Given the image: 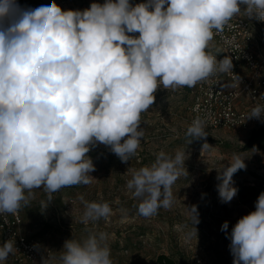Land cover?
Instances as JSON below:
<instances>
[{
  "label": "clouds",
  "instance_id": "9594fccd",
  "mask_svg": "<svg viewBox=\"0 0 264 264\" xmlns=\"http://www.w3.org/2000/svg\"><path fill=\"white\" fill-rule=\"evenodd\" d=\"M242 10L264 21V0H104L84 10H64L55 0L36 8L0 0V214L27 206L34 189L46 193L40 202L46 208L60 189L90 184L95 166L87 154L99 144L127 162L144 136L141 114L161 86L192 88L232 71L231 57L218 61L209 48L214 31ZM253 118L264 122V106L252 109L247 119ZM186 136L189 144L206 138L205 121L194 118ZM185 155L160 151L133 172L126 187L140 201L139 215L172 207L171 186L186 170ZM245 168L234 154L218 171L222 203L237 195L232 178ZM80 199L82 223L111 214L107 202ZM189 211L198 224L196 206ZM107 238L100 232L65 240L61 264H113ZM228 238L233 264H264V192ZM16 251L6 240L0 261Z\"/></svg>",
  "mask_w": 264,
  "mask_h": 264
},
{
  "label": "rangeland",
  "instance_id": "374dc122",
  "mask_svg": "<svg viewBox=\"0 0 264 264\" xmlns=\"http://www.w3.org/2000/svg\"><path fill=\"white\" fill-rule=\"evenodd\" d=\"M64 10H84L91 3L104 0H55ZM135 5L145 0H130ZM24 7L36 8L52 0H18ZM243 9V6H242ZM253 27L258 54L264 60V21L249 19ZM138 36V33L135 34ZM155 103L141 114L144 136L140 147L127 162H122L108 147L99 144L87 154L95 171L88 185H75L53 193L46 208L42 189H34V198L27 206L22 204L21 231L27 241L36 244L37 264H61L65 240L82 241L92 233H107L106 244L111 250L113 264H160L165 255L175 264H233L228 236L242 216L254 211L250 202L239 197L242 186H251L264 180V163L259 147L246 148L254 130L209 131L207 137L194 140L186 136L189 127L187 106L191 100L187 87L163 89L155 93ZM204 145V146H203ZM185 155V169L171 186L173 205L160 208L155 215L138 214L139 200L127 187L134 171L150 166L160 151L174 157L177 151ZM234 154L244 159L246 168L233 175L237 195L222 203L216 179L218 171L231 162ZM187 171V173H186ZM256 188V187H255ZM257 190V189H256ZM88 202H107L111 214L107 218L81 222L84 205ZM196 206L199 223L189 211ZM227 221V232L221 225ZM0 236V246H2ZM0 264H18L9 254Z\"/></svg>",
  "mask_w": 264,
  "mask_h": 264
},
{
  "label": "built area",
  "instance_id": "2783aa9c",
  "mask_svg": "<svg viewBox=\"0 0 264 264\" xmlns=\"http://www.w3.org/2000/svg\"><path fill=\"white\" fill-rule=\"evenodd\" d=\"M209 51L221 60L224 56L232 59V71L217 72L206 80L188 88L190 102L187 106L189 124L196 117L205 121V132L256 130L264 126L258 119H247L257 105L264 106V60L257 52L256 38L251 22L237 15L225 25L222 32L214 31ZM264 163V147L259 150ZM255 202L264 192V180L256 186ZM22 214H0V236L2 243L15 241L17 251L10 254L18 264H37L36 244L27 241L21 231ZM35 246V247H34Z\"/></svg>",
  "mask_w": 264,
  "mask_h": 264
},
{
  "label": "trees",
  "instance_id": "16d2710c",
  "mask_svg": "<svg viewBox=\"0 0 264 264\" xmlns=\"http://www.w3.org/2000/svg\"><path fill=\"white\" fill-rule=\"evenodd\" d=\"M264 147V126L254 130L246 144V148ZM257 196V190L254 186H242L239 190V197L243 203L252 201ZM160 264H175L173 260L165 255L158 258Z\"/></svg>",
  "mask_w": 264,
  "mask_h": 264
}]
</instances>
